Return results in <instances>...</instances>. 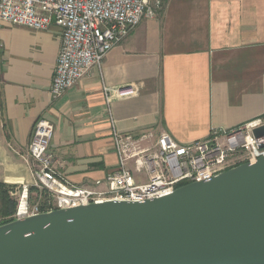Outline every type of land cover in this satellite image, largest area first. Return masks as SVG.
Wrapping results in <instances>:
<instances>
[{"label":"crops","instance_id":"1","mask_svg":"<svg viewBox=\"0 0 264 264\" xmlns=\"http://www.w3.org/2000/svg\"><path fill=\"white\" fill-rule=\"evenodd\" d=\"M61 34L0 21V182L17 190L33 188L29 145L41 118L54 125L50 151L70 184L95 187L117 167L106 88L139 89L112 100L122 133L188 144L264 118V0H167L55 99Z\"/></svg>","mask_w":264,"mask_h":264},{"label":"built area","instance_id":"2","mask_svg":"<svg viewBox=\"0 0 264 264\" xmlns=\"http://www.w3.org/2000/svg\"><path fill=\"white\" fill-rule=\"evenodd\" d=\"M166 1L0 0V21L33 31H49L53 25L60 28L61 50L51 85V94L57 99L76 87L93 66H101L144 19L156 18ZM138 93L137 87L106 88L118 165L104 181H96L95 187L72 185L61 176L50 151L54 125L43 118L37 120L29 145L33 187L47 192L48 198L45 203L33 200L32 187L27 184L12 190L10 194L17 200L13 221L110 200L163 198L183 186L264 158L263 141L253 134L264 126V118L232 129H213L207 138L188 144L151 130L141 134L120 132L112 116V100ZM101 185L104 191L98 189Z\"/></svg>","mask_w":264,"mask_h":264},{"label":"water","instance_id":"3","mask_svg":"<svg viewBox=\"0 0 264 264\" xmlns=\"http://www.w3.org/2000/svg\"><path fill=\"white\" fill-rule=\"evenodd\" d=\"M0 264H264V158L163 198L1 225Z\"/></svg>","mask_w":264,"mask_h":264},{"label":"trees","instance_id":"4","mask_svg":"<svg viewBox=\"0 0 264 264\" xmlns=\"http://www.w3.org/2000/svg\"><path fill=\"white\" fill-rule=\"evenodd\" d=\"M14 186L6 185L0 182V226L10 223L13 221L12 216L14 215L17 209V200L11 196V191L14 190ZM32 199H40L42 203L48 198L47 192H40L37 188H31Z\"/></svg>","mask_w":264,"mask_h":264},{"label":"rangeland","instance_id":"5","mask_svg":"<svg viewBox=\"0 0 264 264\" xmlns=\"http://www.w3.org/2000/svg\"><path fill=\"white\" fill-rule=\"evenodd\" d=\"M34 200V199H33ZM0 222H2V219H0Z\"/></svg>","mask_w":264,"mask_h":264}]
</instances>
